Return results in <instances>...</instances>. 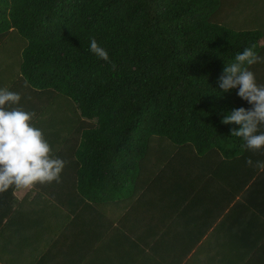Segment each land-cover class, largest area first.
Masks as SVG:
<instances>
[{
	"label": "trees",
	"instance_id": "16d2710c",
	"mask_svg": "<svg viewBox=\"0 0 264 264\" xmlns=\"http://www.w3.org/2000/svg\"><path fill=\"white\" fill-rule=\"evenodd\" d=\"M91 38L110 62L90 51ZM253 45L264 57V0H0V89L20 94L13 107L35 113L30 123L65 162L58 182L32 192L61 228L108 211L161 218V205L144 200L186 183L185 165L195 178L201 162L213 174L215 157L238 174L247 159L264 161L231 136L238 125L221 122L251 106L217 84ZM249 70L264 85V61ZM245 167L233 192L252 180L246 196L259 188L264 199V172ZM170 198L169 215H187Z\"/></svg>",
	"mask_w": 264,
	"mask_h": 264
},
{
	"label": "crops",
	"instance_id": "0c3cea01",
	"mask_svg": "<svg viewBox=\"0 0 264 264\" xmlns=\"http://www.w3.org/2000/svg\"><path fill=\"white\" fill-rule=\"evenodd\" d=\"M212 162L213 174L201 162L194 178L187 164V182L180 188H170V194L156 189L154 198L141 199L150 207L161 205L167 214L161 218L151 210L121 219L107 209L106 214L71 218L81 224L86 219L84 225L61 228L33 188L10 187L0 193V264H264V199L259 188L255 199L246 196L250 180L238 196L232 183L242 174L246 179V165L238 174L235 162L224 161L227 169L216 157ZM170 197L183 201L179 208L187 215H169Z\"/></svg>",
	"mask_w": 264,
	"mask_h": 264
},
{
	"label": "clouds",
	"instance_id": "9594fccd",
	"mask_svg": "<svg viewBox=\"0 0 264 264\" xmlns=\"http://www.w3.org/2000/svg\"><path fill=\"white\" fill-rule=\"evenodd\" d=\"M254 48L255 45L237 54L235 62L224 68L217 84L224 93L238 88V98L251 106L247 110L243 107L233 109L221 122L238 125L239 129L233 130L231 136L241 138L246 150L259 152L264 150V131H261L264 128V85L256 83L249 67L264 61V57L258 56ZM90 51L110 62L108 52L95 38L90 40ZM20 100L19 93L0 89V193L10 187L27 190L37 184L58 182L65 166L63 160L53 158L43 132L30 123L35 113L13 107ZM245 163L264 172V161L254 164L252 159H247Z\"/></svg>",
	"mask_w": 264,
	"mask_h": 264
}]
</instances>
